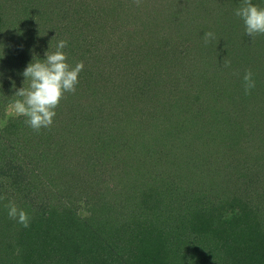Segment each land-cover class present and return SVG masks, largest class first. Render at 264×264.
Returning a JSON list of instances; mask_svg holds the SVG:
<instances>
[{
    "label": "trees",
    "instance_id": "trees-1",
    "mask_svg": "<svg viewBox=\"0 0 264 264\" xmlns=\"http://www.w3.org/2000/svg\"><path fill=\"white\" fill-rule=\"evenodd\" d=\"M159 10L123 0H0V119L15 90L23 87L24 69L34 58H45L50 43L54 51L59 40H66L68 62L84 63L76 91L65 93L50 127L34 130L23 116L0 127V232L8 228L20 236V256L14 258L33 250V264H43L42 251L63 261L73 252L67 264H97L100 251L107 256L101 250L109 249L103 233L112 222L126 219L118 226L124 234L129 229L136 238H155L162 225L153 220L160 217L176 219L177 230L212 231L228 246L234 243L217 257L218 264H251L263 253L264 240H258L264 223L258 220L264 216L256 203L264 204V177L240 162L264 163V35L253 45L244 42L239 53L235 43L229 48L235 76L223 79L217 70H192L196 51L185 55L168 49L165 25L157 23ZM212 18L203 11L198 18L203 32L196 30L211 46L210 58L216 50L205 33ZM166 20L171 25L172 19ZM230 26L240 27L236 21ZM186 33L188 40L196 35L195 30ZM248 71L255 87L246 91ZM108 162L110 170L119 171L114 184L123 187L114 195L121 210L116 216L111 205H101L105 197L97 187L99 181L109 185L101 180ZM77 182L87 191L67 198ZM55 190L67 202L55 197ZM215 190L218 197H212ZM81 200L92 205L84 220L73 211ZM9 202L28 213L27 227L8 215ZM221 203L237 207L228 220ZM64 228L80 240L66 244L70 231ZM217 245L201 244L200 251L216 258ZM234 253L255 258L241 261Z\"/></svg>",
    "mask_w": 264,
    "mask_h": 264
},
{
    "label": "rangeland",
    "instance_id": "rangeland-1",
    "mask_svg": "<svg viewBox=\"0 0 264 264\" xmlns=\"http://www.w3.org/2000/svg\"><path fill=\"white\" fill-rule=\"evenodd\" d=\"M124 3L125 4L134 3L136 5L138 4L140 5L141 3V7L144 8L146 6L153 5L154 7L156 6L158 9H160L158 12L159 16L157 18V23L162 24L163 22L165 25L162 26V29L165 30V36H167L165 40L168 49H171V47H175L177 48L178 51L182 52L185 55L191 53V50L196 51L197 59L192 70L198 69L200 70V72L203 71L209 72L212 70H217L220 71L221 73L219 74L216 73V75L218 76L221 75L223 79L224 78L228 79V74L231 75L232 77L235 76L234 75L235 71L234 70L232 71L231 68L232 63L235 62L234 57L231 58L230 55L226 54V53H230L228 52L229 48L235 43V50L237 48L236 52L239 53L240 46H243L242 48H244L245 43L247 42L248 44L253 45L254 42H256V38L259 35H261V34H257L255 36H249L246 33L242 19H240L235 15V10L241 6L242 0H130V2L123 0V4ZM252 3L257 4L260 7H264V3H261V0H252ZM168 8L170 11L168 10ZM172 10L175 11L176 13L179 12L180 14H177L175 18H171V16L169 15H172L171 14ZM206 10H209L213 16L212 19L207 21V25L210 28V32H213L215 34L213 39H208V40H213L214 42L213 48L215 47L214 50H216L214 52V55L216 56L211 58L207 56L208 54L211 55L209 52L212 49L211 46H209L208 43L206 44L205 39H203L204 37H202L201 39V37H199V34L196 33V30L199 31L200 29H201L200 32H203L204 23L198 24L200 22V20L198 21V18L199 15L201 17L202 12ZM166 19H172L171 25H168ZM233 21L234 22L236 21L240 27L234 28L232 30L230 23ZM178 24H183V26L179 27ZM173 30H176V32H173ZM178 30L179 31L185 30L184 32H181L182 36L176 34L178 33L177 32ZM192 30H195L194 34L196 35L193 36L191 40H188L186 37L187 36L186 32L189 33ZM228 36L231 39H227ZM248 48L249 49L247 50V52L249 53L251 47L248 46ZM206 52H208V54ZM235 53L232 55L236 56ZM198 56H202V57H198ZM186 59L188 60L187 64L189 68V66H191V57H188ZM229 65H230L229 68L230 70L227 69ZM211 78H213L212 75ZM223 79H221V81H223ZM188 86L189 83L183 85L184 88H187ZM184 88L181 87V90H184ZM65 164H67L66 160L64 161V165ZM112 164L113 163L111 162L107 163L104 173L101 175V180L109 185L112 184L111 186H115V190L111 192L110 189L108 190L109 185L106 186L104 183L103 184L104 186H102V183L100 181L98 182L97 187L101 190V192L104 194L105 197L104 201L101 200L103 201L101 205L103 206L105 203L111 205L110 209H112L113 216H116L121 214V210L119 209L118 202L117 204L114 202V195L117 194L121 195L122 194L121 191L123 187L122 185L117 186V184H114L119 171L115 169L110 170ZM240 164L241 167L243 168L248 164L250 167H252L250 170L254 171L253 174L259 173V175L264 177V163L254 164L251 159H248V161H241ZM60 181L61 180H59V182ZM45 186L46 185H44V187ZM82 190H84L85 193L87 191V188L84 189V187H81L77 182V189L75 190V194L69 193L67 194L66 197L70 198L69 195L72 194L71 195L72 197L80 198ZM54 193H55V197H57L58 199H62V203L67 202L66 197L60 194L58 190H55ZM211 194L212 197H218L219 191L216 190L211 191ZM221 194L223 193L221 192ZM251 196L253 198L257 196V194L252 193ZM96 198L98 197L94 195L91 198L92 202L95 201ZM76 203L77 204L73 206V211L77 215L76 217L79 220H84L90 217L92 205H90L88 202L87 203L82 202V200L77 201ZM221 204H222V208H220L219 210L222 211L224 217H226L223 219L228 220L229 219L228 216L232 215V212L234 213L237 212L236 206L227 203H221ZM256 204L261 205L260 207V210L262 211L261 214H263L264 216V204H259V203ZM234 208L235 211H233ZM108 210H109L108 207L105 208V212H108ZM59 221L60 218H58V222ZM67 221L69 220L67 219ZM153 221H155L156 226L162 225V232L157 233L155 238H151L147 236L143 238L142 236L136 238L134 233L130 232L129 229L125 230L126 234H124L122 231V227L119 228L118 226L123 225V222H126V219L123 222H119V221L112 222L111 227L106 228L105 233H103V239L108 242L109 249L104 250L103 247V249L101 250H103V252H105L107 256L105 258H102L100 256L102 254V251H100L98 253V257L96 256V258L98 259L97 264H218L217 257H219L221 254L224 255L225 253L223 252L224 250L226 251L229 247L235 248L234 243L228 246L229 245L228 243L216 239L215 234L213 236L211 233L213 227H209L211 234L210 233L206 234L204 231L197 229L193 231L191 229L188 231L177 230L176 229L177 224L178 225L180 224L176 222V219H173L171 222H169L168 218L160 217V218H155ZM261 222L264 223V220H258L259 224ZM216 224L213 225L219 226ZM236 225L237 228L239 227L240 229H242L241 224L239 225L237 222ZM163 227L165 228V230ZM223 227L225 228L224 224ZM251 227L252 225L250 226V228ZM262 227H264V224H262ZM64 229H68V228H64ZM70 229H75V228H70ZM70 229H68L70 231V235H69L70 237H68L65 240L66 244L72 241L73 243H75V240H80V238H78L77 235L75 236L73 235L72 233L73 230ZM120 231L122 232V234L120 233ZM20 239H21L20 236L16 235L13 229H8V228L1 229L0 264H33V262L37 257L36 251L33 250L22 257H19L17 259L14 258L16 255L20 256V252L22 248L20 245L22 241H20ZM261 240H264V232L261 234V238L258 241ZM217 243L219 245L223 243L222 244L223 248L222 245L220 248H218V252L215 253L216 258H213L214 253L207 254L206 255L207 257L204 256L203 253H201L200 251L201 244L218 246ZM211 250H214V248ZM74 255L75 253L71 252L70 259L64 261L58 258V254L54 255L50 260L47 256V252L45 251L40 252L38 256L39 258L43 259L44 261L43 264H67L66 261L69 262L73 257L75 258L76 255L75 256ZM234 255H237L235 257L241 259V261H245L248 255L250 257L255 258V254L250 255V253H245L243 255L241 253H237V254L234 253ZM203 258L208 259L207 262L204 261ZM229 264H233V263L231 262ZM251 264H264V251L263 253L258 254V257Z\"/></svg>",
    "mask_w": 264,
    "mask_h": 264
},
{
    "label": "clouds",
    "instance_id": "clouds-1",
    "mask_svg": "<svg viewBox=\"0 0 264 264\" xmlns=\"http://www.w3.org/2000/svg\"><path fill=\"white\" fill-rule=\"evenodd\" d=\"M264 3V0H261ZM235 15L242 19L246 33L249 36L264 35V7L252 3V0H242L241 6L235 10ZM213 32L205 33L206 39H213ZM66 40H59L55 50L46 51L45 58H34L24 69L23 87L16 89L9 103L5 106L4 117L0 119V127L5 126L10 118L25 117L26 123L34 130L50 127L56 116V109L65 93L75 92L79 83L80 73L84 69L83 61L74 66L68 62ZM246 91L255 87L254 73L248 71L244 76ZM27 84V86H26ZM8 215L22 223L29 224V215L14 202H9Z\"/></svg>",
    "mask_w": 264,
    "mask_h": 264
}]
</instances>
